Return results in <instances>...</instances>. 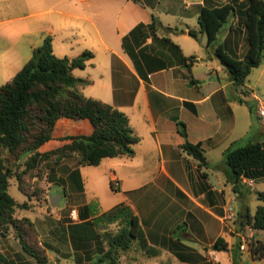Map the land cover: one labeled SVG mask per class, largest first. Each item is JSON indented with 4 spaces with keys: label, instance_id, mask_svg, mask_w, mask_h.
Returning a JSON list of instances; mask_svg holds the SVG:
<instances>
[{
    "label": "crops",
    "instance_id": "crops-1",
    "mask_svg": "<svg viewBox=\"0 0 264 264\" xmlns=\"http://www.w3.org/2000/svg\"><path fill=\"white\" fill-rule=\"evenodd\" d=\"M237 1L0 0V80L6 78L0 86L15 77L47 37H52L59 58L73 59L91 51L94 56L86 69L74 71L76 77L91 82L83 88L84 95L126 114L139 137L132 157L107 158L97 167L77 164L67 170L76 206L65 216L67 222H61L66 225L71 253L79 254L80 260L94 263L108 250L99 241L94 221L124 206L138 218L145 245L135 243L118 264H212L208 250H214L219 238L225 239L228 249L215 250L218 264H264V259L254 258L248 249L241 250L245 238L263 240V233L246 221L264 206L257 197L264 191L255 187L258 182L264 184V170H249L235 191L225 159L233 144L264 143V120L259 114L264 103L247 82L242 87L234 84L199 25L203 8L230 3L239 13L245 0ZM153 20L160 39H170L183 56L195 57L190 70L177 65L164 43L154 42L149 28L135 31ZM190 30L197 39L189 35ZM70 39L84 47L72 52ZM191 39L199 43L198 49L191 48ZM242 42L246 44L245 28L236 15L223 28L219 43L241 58L247 50L243 52ZM188 76L197 84L191 85ZM180 122L186 125L187 140L201 144L207 165L184 151L186 140L179 133ZM93 130L87 119H60L53 140L42 151L61 145V138L91 135ZM109 184L113 188L107 192ZM25 197L20 201L14 198L28 205L26 210H18L17 216L34 224L46 251V204ZM251 198L256 201L254 212ZM62 201L63 197L59 205ZM229 204L236 206L237 219L234 226L227 227L223 218ZM53 213L54 219L64 218ZM242 215H246L245 227L238 232L237 220ZM149 252L158 255L152 257ZM0 256L4 258L1 264H42L24 251L18 239L1 234Z\"/></svg>",
    "mask_w": 264,
    "mask_h": 264
},
{
    "label": "trees",
    "instance_id": "trees-1",
    "mask_svg": "<svg viewBox=\"0 0 264 264\" xmlns=\"http://www.w3.org/2000/svg\"><path fill=\"white\" fill-rule=\"evenodd\" d=\"M245 1V8L239 13L228 3L221 7H205L199 16L200 31L207 34L209 47L238 87L244 86L253 70L259 68L264 61V0ZM236 15L246 34L247 50L241 58L236 54H229L227 46L219 43L223 28ZM145 27L152 31L154 42H162L167 46L177 65L191 69L195 57L183 56L180 47L170 39H160L155 33L158 28L156 20L149 26H138L135 31ZM189 35L194 39L198 38L193 30H190ZM93 56L91 51H84L73 59L59 58L54 52L52 37H47L43 45L33 50L32 58L15 77L0 86V234L6 236L7 232L13 230L24 251L42 264L50 261L40 244L44 256L28 242V232H32L35 243L38 237L34 224L28 218L17 216L18 210H26L28 205L19 204L12 197L11 180L16 178L19 191L31 199L39 194H31V190L39 187L40 183L35 181L32 187H26L23 185L24 175L35 171L44 163L53 159L58 163L76 158L81 166L97 167L107 158L134 156V145L139 142L126 114L103 101L84 95L83 88L91 82L76 77L74 71L85 70ZM188 80L191 85L197 84L190 76ZM186 105L193 110L191 104ZM60 119H87L94 127L93 133L61 138V145L42 151L43 146L53 140V133ZM178 130L186 140L184 151L202 165H207L201 144L193 145L187 140L186 125L180 122ZM225 159L229 179L235 184L234 189L237 191L249 170H264V143L250 142L244 146L233 144L226 151ZM20 168L23 169L22 172H18ZM257 197L264 202V193L258 192ZM101 217L106 218L110 224L118 222L120 228L116 233L103 234L108 250L91 264H118L122 254L130 251L135 243L141 247L145 245L138 218L124 206H118ZM246 225L263 233V240L255 237L247 240L248 251L254 258L262 260L264 206L258 207L254 216L248 215ZM70 230L73 233L75 228L72 226ZM214 248L218 252L227 251L228 243L219 238ZM149 255L155 257L158 253L149 252ZM3 261L4 258L0 256V264Z\"/></svg>",
    "mask_w": 264,
    "mask_h": 264
},
{
    "label": "rangeland",
    "instance_id": "rangeland-1",
    "mask_svg": "<svg viewBox=\"0 0 264 264\" xmlns=\"http://www.w3.org/2000/svg\"><path fill=\"white\" fill-rule=\"evenodd\" d=\"M180 4L183 3L184 0H178ZM223 3L224 1H232V0H221ZM237 2H241V0H238ZM240 4V3H239ZM246 4V1H245ZM245 8V7H244ZM71 43L73 44L74 49L72 52L78 51L80 48H83L84 46L81 45H75V39H70ZM243 43L242 50H246V44ZM191 48L192 49H198L199 48V43L191 39ZM60 46H56V51L58 54H60ZM241 49L239 50V53L242 51ZM245 50L243 52H245ZM242 54V53H241ZM243 55V54H242ZM77 73L79 71H76ZM6 81V78L0 80V83H4ZM247 85L250 86V89L253 90V93L259 98V101L264 103V61L263 64L259 67L253 70L252 74L249 76ZM89 94V92H88ZM251 105L254 103L253 101H250ZM264 124V122H263ZM262 131H264V128H261ZM255 133V129H254ZM252 133V135L254 134ZM261 139L264 140V135L261 136ZM6 155V154H4ZM25 160V159H24ZM23 160V161H24ZM78 160L76 158H69L66 160H63L61 162H56L54 159L51 160L49 163H44L41 165L38 169L35 171L29 172L28 174L24 175L23 178V185L28 187V186H33V182L37 181L39 182V187H35L33 191L31 190V194L39 193L38 195L35 196V198L40 199L46 204V257L49 259V264H88L87 261L84 262L80 260L79 254H73L71 253V243L68 242V236H67V231H66V225H63L67 222V219H65V216H69L71 208L75 207V192H74V186L70 183L68 184L67 181V170H71V168H74L77 166ZM16 170V168L14 167ZM22 168L18 170V172H22ZM46 183V188L44 184ZM109 184L106 187V191L110 192L112 190V187ZM256 189L260 191H264V184L261 182H258L255 185ZM18 188V181L16 178L11 180V187H10V194L17 200L20 201L22 199H25L26 197L19 191ZM66 192H64V189ZM35 190V191H34ZM61 196L63 197V201L61 205L59 203L61 202V198L58 200V204L56 206H51L50 204V196ZM88 195V194H87ZM90 193L88 197H90ZM85 198V196H84ZM254 199L249 200V204L252 206L253 212L255 211V203ZM93 211L97 210V205L94 204L92 206ZM53 212H58L61 213L60 216H63L64 218H61L60 220L54 219L53 218ZM68 215H65L67 214ZM66 218H71V217H66ZM64 220L65 223H62L61 221ZM106 218H99V220L96 221L97 224V231L100 234L99 236V241L102 242L101 244L103 247L108 248L107 243L105 242L103 238V234L106 232L109 233H116L119 228L120 224L117 222L115 224H110L107 223ZM2 235V234H1ZM8 237H16V233L13 230H10L7 232ZM36 237L37 234H36ZM29 244L36 250L40 251L42 256L45 255L43 253L41 247H39V244H42L41 240H38L37 238V243H35V239L32 238V232H28L27 236ZM247 239V238H246ZM248 239H251L248 238ZM43 246V244L41 245ZM44 247V246H43ZM136 247V245H135ZM132 250V249H131ZM130 250V251H131ZM103 253H101L102 255ZM125 255V254H124ZM123 256V254H122ZM121 256V257H122ZM63 257L66 259L64 260ZM47 259V260H48ZM132 264V263H129Z\"/></svg>",
    "mask_w": 264,
    "mask_h": 264
},
{
    "label": "built area",
    "instance_id": "built-area-1",
    "mask_svg": "<svg viewBox=\"0 0 264 264\" xmlns=\"http://www.w3.org/2000/svg\"><path fill=\"white\" fill-rule=\"evenodd\" d=\"M259 114L260 117L264 120V107H261L259 109ZM250 184H252V182H250ZM224 222L226 224L227 227H230V224H232L234 226V223L236 222L237 219V213H236V206L233 204H229L225 211H224ZM234 228V227H233ZM247 240L248 239H243V244L241 246V250H247ZM208 259L210 260V262L212 264H218L219 260L217 258V256L215 255V250H208Z\"/></svg>",
    "mask_w": 264,
    "mask_h": 264
},
{
    "label": "water",
    "instance_id": "water-1",
    "mask_svg": "<svg viewBox=\"0 0 264 264\" xmlns=\"http://www.w3.org/2000/svg\"><path fill=\"white\" fill-rule=\"evenodd\" d=\"M60 199V196L55 197V196H50V204L51 206H56L58 204V200ZM245 219H246V215H242L239 216L238 220H237V225H236V231L241 232L242 228L244 226L245 223ZM215 250V248H214Z\"/></svg>",
    "mask_w": 264,
    "mask_h": 264
}]
</instances>
